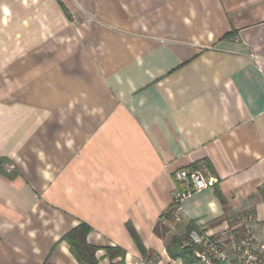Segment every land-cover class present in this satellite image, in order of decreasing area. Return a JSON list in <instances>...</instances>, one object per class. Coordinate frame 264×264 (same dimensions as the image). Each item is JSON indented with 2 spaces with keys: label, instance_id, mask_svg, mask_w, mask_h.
<instances>
[{
  "label": "crops",
  "instance_id": "0c3cea01",
  "mask_svg": "<svg viewBox=\"0 0 264 264\" xmlns=\"http://www.w3.org/2000/svg\"><path fill=\"white\" fill-rule=\"evenodd\" d=\"M199 165L218 181L176 220ZM82 222L98 264L264 237V0H0V264H78Z\"/></svg>",
  "mask_w": 264,
  "mask_h": 264
},
{
  "label": "built area",
  "instance_id": "2783aa9c",
  "mask_svg": "<svg viewBox=\"0 0 264 264\" xmlns=\"http://www.w3.org/2000/svg\"><path fill=\"white\" fill-rule=\"evenodd\" d=\"M173 194L165 212L176 220L184 212V201L197 192L216 184L217 176L206 165L179 168L173 172ZM251 219V218H250ZM183 240V246L191 251L192 264H264V237L247 230L235 237L229 230L219 235H208L202 227L191 229ZM229 238V242L226 239ZM141 263V262H139ZM141 264H183L181 258H172L167 253L155 262Z\"/></svg>",
  "mask_w": 264,
  "mask_h": 264
},
{
  "label": "trees",
  "instance_id": "16d2710c",
  "mask_svg": "<svg viewBox=\"0 0 264 264\" xmlns=\"http://www.w3.org/2000/svg\"><path fill=\"white\" fill-rule=\"evenodd\" d=\"M195 228V226H189L187 233ZM91 228L87 223L82 222L77 226H74L71 230L66 232L61 240H64L69 245L70 253L74 256L78 264H98V259L96 257V251L98 248L88 242L87 235L90 232ZM131 235L138 246L139 250L144 253L145 250L142 246L139 237L135 234L133 229L130 228ZM186 233V234H187ZM184 236H176L170 238L167 243L166 249L172 258H181L183 264H192L195 260L191 255L189 248L183 246L182 240ZM106 252L110 259L109 264H124V251L119 247H106ZM116 257H120V260L113 261Z\"/></svg>",
  "mask_w": 264,
  "mask_h": 264
},
{
  "label": "rangeland",
  "instance_id": "374dc122",
  "mask_svg": "<svg viewBox=\"0 0 264 264\" xmlns=\"http://www.w3.org/2000/svg\"><path fill=\"white\" fill-rule=\"evenodd\" d=\"M182 244H183V240H182ZM104 252H106V249H105ZM152 255H153V254H152ZM106 256L108 257V253H107V252H106ZM170 257H171V256H170ZM108 258H109V257H108ZM159 258H160V256H155V255L152 256V257H147V258L144 257V259L140 257L139 262L142 263V262L144 261V263H145V262H147V261H148V262L151 261V263H152V262H155L156 260H158ZM97 259H98V258H97ZM115 259H116V258H115ZM139 262H138V263H139ZM141 263H139V264H141Z\"/></svg>",
  "mask_w": 264,
  "mask_h": 264
}]
</instances>
